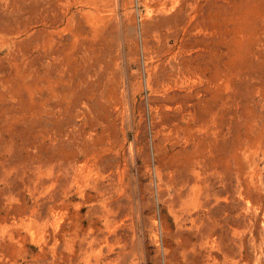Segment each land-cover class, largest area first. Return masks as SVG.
Here are the masks:
<instances>
[{
    "label": "rangeland",
    "instance_id": "obj_1",
    "mask_svg": "<svg viewBox=\"0 0 264 264\" xmlns=\"http://www.w3.org/2000/svg\"><path fill=\"white\" fill-rule=\"evenodd\" d=\"M223 252L264 264V0H0V264Z\"/></svg>",
    "mask_w": 264,
    "mask_h": 264
},
{
    "label": "bare ground",
    "instance_id": "obj_2",
    "mask_svg": "<svg viewBox=\"0 0 264 264\" xmlns=\"http://www.w3.org/2000/svg\"><path fill=\"white\" fill-rule=\"evenodd\" d=\"M165 2H167V1H165ZM112 173V172H111ZM117 173V172H116ZM114 180L116 179V178H113ZM109 186V185H108ZM106 192V191H105ZM119 201V200H118ZM109 206H110V204H109ZM108 206V207H109ZM98 207H100V206H98ZM107 207V206H106ZM114 208V207H113ZM102 210H103V208H102ZM103 212H104V210H103ZM48 216V215H47ZM46 216V217H47ZM108 217V216H107ZM97 218V217H96ZM111 218V217H110ZM245 218V217H244ZM119 220V219H118ZM111 221V220H110ZM109 221V222H110ZM115 221V220H114ZM46 222V221H45ZM109 222H108V225H109ZM113 222V221H112ZM119 222V221H118ZM245 226V225H244ZM93 228H94V224H93ZM109 228V227H108ZM230 229L231 228H226L225 230H224V232H223V234H219L218 232H216L214 229H212L211 227H210V225L209 224H207V223H205V224H203V226H202V231H201V236L202 237H204L205 239H209L210 237H215V238H218L220 241H221V239L223 238L224 240H225V242H228L229 241V231H230ZM47 233V232H46ZM88 235V234H87ZM100 236H101V234H100ZM103 236V235H102ZM88 237V236H87ZM98 237H99V235H98ZM94 238V237H93ZM81 239V238H80ZM85 239V238H84ZM99 239V238H98ZM101 239V238H100ZM83 240V239H82ZM88 240V239H87ZM104 241V240H103ZM91 242V241H90ZM89 242V243H90ZM100 243V242H99ZM88 243H86V245H87ZM228 246H229V248L228 249H230V251H231V253H233L234 255H235V251H234V248L230 245V244H228ZM90 247V246H89ZM95 247V246H94ZM105 248V247H104ZM87 249V248H86ZM91 249H92V247H91ZM102 252V251H101ZM229 253V252H228ZM97 254V253H96ZM211 255L210 254H208L207 255V257H210ZM228 255H227V253L226 252H223V258H222V264H227L228 263V257H227ZM84 257V256H83ZM82 257V258H83ZM213 258V260H215V257H212ZM83 259H85V258H83ZM88 260V259H87ZM92 260V259H91ZM84 261V260H83ZM127 264H134L133 263V261L132 260H128L127 262H126Z\"/></svg>",
    "mask_w": 264,
    "mask_h": 264
}]
</instances>
